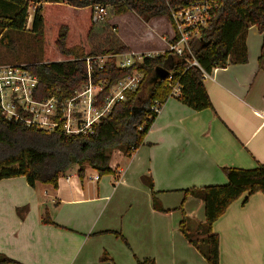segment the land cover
<instances>
[{
    "label": "crops",
    "instance_id": "crops-1",
    "mask_svg": "<svg viewBox=\"0 0 264 264\" xmlns=\"http://www.w3.org/2000/svg\"><path fill=\"white\" fill-rule=\"evenodd\" d=\"M162 18L147 24L153 28ZM244 39L247 62L215 68L204 81L213 108L195 111L169 98L138 150L130 156L113 153L112 178L106 183L102 177L89 180L98 173L90 167L80 177L78 165L70 167L56 187H31L25 177L1 180L0 222L9 218L13 224L9 241L34 251L39 247L31 240L44 238L43 254L65 248L87 260L93 254H111L113 264H138L147 258L156 264H207L180 230L183 214L193 231L205 221L204 202L186 197L185 191L227 184L226 167L254 169L264 164L263 34L252 26ZM123 41L133 52L156 51L134 50ZM105 185L113 188L109 191ZM245 197L213 225L220 237V264H264V194L257 192L246 203ZM154 198L165 211L155 207ZM44 218L52 223H44ZM116 233L125 238L126 247ZM17 252L7 251L0 242L1 254L26 264Z\"/></svg>",
    "mask_w": 264,
    "mask_h": 264
},
{
    "label": "trees",
    "instance_id": "trees-1",
    "mask_svg": "<svg viewBox=\"0 0 264 264\" xmlns=\"http://www.w3.org/2000/svg\"><path fill=\"white\" fill-rule=\"evenodd\" d=\"M205 0H0V27L4 30L25 31L34 7L30 32L43 45V61L27 66L38 79L35 99L72 97L89 80L86 59L95 57L92 42L97 28L106 19L94 22L95 7H111L117 16L134 13L146 23L155 18L170 20L172 8ZM218 8L199 39L192 42L194 56L201 67L210 72L229 63L243 64L248 60L245 33L256 26L263 34L260 61L264 60V0H213ZM57 12L59 17L49 14ZM49 12V13H48ZM108 15V14H107ZM106 15V16H107ZM131 52L119 44L115 54ZM92 82L107 81L100 93L101 101L120 79L134 73L144 78L135 92H126L115 103L111 113L87 134L69 135L62 130L48 132L34 125L6 119L0 110V181L25 177L31 187L37 183L54 185L73 165L79 166L83 177L88 167L100 176L112 174L110 168L114 152L130 156L144 143L157 115L152 107L164 105L172 95L168 79L181 86L177 97L195 111L212 109L201 70L188 67L184 58L172 53L146 59L142 64L118 69L115 60L106 61L100 69L92 63ZM146 87V89H145ZM145 89V90H144ZM227 184L185 191L186 197L201 199L205 205V221L197 224L183 214L180 230L189 243L205 258L207 264H220V237L213 230L214 223L229 206L246 195L264 194V164L254 169H223ZM153 194V182H147ZM155 207L163 208L154 198ZM183 211V207L180 208ZM184 212V211H183ZM44 223H52L44 218ZM190 227V229H189ZM117 237L125 238L116 233ZM0 264H20L0 253ZM138 264H156L154 259L138 260Z\"/></svg>",
    "mask_w": 264,
    "mask_h": 264
},
{
    "label": "built area",
    "instance_id": "built-area-1",
    "mask_svg": "<svg viewBox=\"0 0 264 264\" xmlns=\"http://www.w3.org/2000/svg\"><path fill=\"white\" fill-rule=\"evenodd\" d=\"M217 8L218 5L213 0L196 1L186 6L172 8L169 20L171 36L164 51H131L125 54L87 58L88 82L81 86L72 97L65 100H60L57 97L45 100L35 99V92L39 84L38 77L27 69L26 65L0 64L1 113L8 120L24 122L48 132L62 130L69 135L90 133L103 118L111 113L116 102L124 100L126 92L138 90L144 78L141 73L127 75L113 85L109 95L101 101L100 93L107 81H100L98 84L92 82V63H96L100 69H103L106 61L110 59L115 60L116 67L123 70L168 52L184 58L188 67H198L203 80H209L215 68L208 72L201 67L194 56L192 42L201 37ZM95 9L93 20L100 22L107 15L106 6L97 5ZM168 79L172 88L171 97H179L181 86L178 83H173L172 74H169ZM162 106L155 103L152 107L157 116L161 112ZM89 179L98 182L101 176L96 174Z\"/></svg>",
    "mask_w": 264,
    "mask_h": 264
},
{
    "label": "rangeland",
    "instance_id": "rangeland-1",
    "mask_svg": "<svg viewBox=\"0 0 264 264\" xmlns=\"http://www.w3.org/2000/svg\"><path fill=\"white\" fill-rule=\"evenodd\" d=\"M106 10L108 15L104 18L106 19L104 21L105 23L97 28L96 38L94 36L93 40H91L93 52L96 56L116 55L115 51L118 45L125 44L123 40L128 42L134 50H165L171 35L170 21L166 17L160 19L156 25L151 28L150 25L134 13L117 16L112 14L113 11L111 7L106 6ZM29 14L30 17H33V6L29 9ZM49 14H53V17H59V14L55 12V10L51 11ZM31 22L32 21L29 19L27 29L20 32L4 30L0 27V64H21L28 66L43 61V45L39 43L30 32ZM128 49L131 51L129 47ZM81 86L79 88H81ZM97 175H99V173H97ZM90 177L88 176V179ZM101 177V182L106 183L109 178H112V175H104ZM105 188L110 191L113 187L110 186L107 188L105 185ZM12 228L13 224L9 222V218L0 222V242H3V247L7 251H11L12 253L18 251L17 255L19 254L22 256L26 264H89L90 262L91 264H113L111 254H109L110 256L106 255L101 257H96L93 254L89 258L91 261L87 260L84 254L79 256L75 255L77 251L70 255L71 251L68 248L63 249L61 252L54 250V255H51V253L48 255L43 254L42 250L45 249L47 245L44 238L36 239V241L33 242L31 240L33 245H38L39 248L35 247L36 250L26 249L24 251L23 248L25 247L17 246L16 241H9V238H12ZM16 229L20 230L18 226H16ZM15 237L17 238V236ZM118 240H120L119 242L122 245L125 243L122 238ZM53 244L55 246V239ZM123 246L126 247V245ZM105 254L106 253H104V255Z\"/></svg>",
    "mask_w": 264,
    "mask_h": 264
}]
</instances>
